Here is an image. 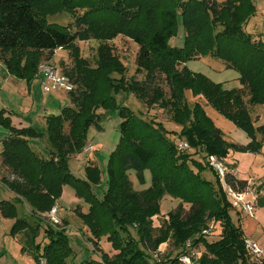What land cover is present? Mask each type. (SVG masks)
Here are the masks:
<instances>
[{
    "label": "trees",
    "instance_id": "1",
    "mask_svg": "<svg viewBox=\"0 0 264 264\" xmlns=\"http://www.w3.org/2000/svg\"><path fill=\"white\" fill-rule=\"evenodd\" d=\"M60 13L69 14L72 21L48 22V16ZM254 14L252 0H0V64L8 75L30 83L40 62L50 60L57 49L68 51L73 62L64 71L73 85L66 93L69 103L44 117L43 132L12 126L0 110V127L7 132L1 140L0 181L39 223L33 228L24 218H16L14 203L6 200L0 201V214L15 218L9 233L24 236L35 264H66L72 254L65 230L47 223H43L47 244L33 243L41 215L57 205L65 185L88 204L87 213L75 211L99 255L98 260L79 264H152L149 253L156 255L158 247L169 241L178 253L156 264H181L180 258L196 248L202 251L194 264H264V259L257 260L246 250L240 221L231 219L232 206L208 161L212 156L222 162L230 150L256 153L264 143V124L255 126L251 118L253 106L264 104V39L244 31ZM179 17L185 37L176 47L168 42L176 34ZM117 36L137 46L135 72L143 73V80L126 78V67L108 44ZM88 40L99 43L94 66L81 57L76 44ZM205 55L235 70L240 86L224 89L186 66ZM120 92L132 93L148 109L166 110L188 147L179 150L181 142H172L159 120L145 119L117 104L115 95ZM204 105L229 119L249 142L228 141ZM100 109L117 110L121 122L118 142L106 163V190L98 198L90 186L100 181L98 167L87 163L86 177L81 179L71 173L68 160L83 151L87 130L99 128ZM30 139H45V156L30 147ZM206 169L214 173L215 183L201 177ZM130 170L140 184L144 170H149L150 186L132 190ZM223 183L236 193L248 187L247 180L229 171ZM164 196L180 203L155 227L152 218L160 214ZM257 204L263 207L264 198ZM210 223L220 229L214 241H208L211 233L202 234ZM101 237L115 254L102 251Z\"/></svg>",
    "mask_w": 264,
    "mask_h": 264
},
{
    "label": "rangeland",
    "instance_id": "2",
    "mask_svg": "<svg viewBox=\"0 0 264 264\" xmlns=\"http://www.w3.org/2000/svg\"><path fill=\"white\" fill-rule=\"evenodd\" d=\"M252 2L255 6V14L247 21L244 31L252 36H259L264 39V0H252ZM47 20L48 22L66 25L72 21V17L67 13H60L48 16ZM184 37L185 31L179 17L176 34L168 43L171 46L181 47L184 43ZM76 44L81 57L86 59L91 66H94L95 52L99 43L94 40H88L77 41ZM108 44L112 47L114 54L118 56L126 67V78H134L138 81L143 80L144 74L135 72L134 60L137 46L123 36H117L115 39L109 41ZM50 60L57 67L60 74H65L64 71L72 67L73 64L68 51L63 49L54 51L53 57ZM186 66L191 71L203 74L213 82L220 83L224 89H232L240 86L237 72L226 67L221 60L209 55L189 60ZM158 83L167 91L163 81H159ZM115 99L117 104L130 108L133 112L145 119L159 120L163 123L164 128L170 131L168 138L176 144L181 142V139L178 137L180 127L170 122L169 114L166 110L158 107L148 109L132 93L120 92L115 95ZM188 99L190 102L193 100L191 96H188ZM190 102L189 104H191ZM68 103V99L64 93H44L40 86V76L38 74H36L30 83H27L24 80L15 79L8 75L5 67L0 64V110L6 112V116L10 118L12 126L19 127L20 124L26 126L31 125L36 131L43 132L45 128L44 115L52 113L54 110L68 105ZM204 110L214 125L224 133L228 141L235 145H246L248 143V136L242 130L238 129L229 119L220 115L210 106L204 105ZM98 112L101 114L99 128L91 126L86 132L85 147L91 146L92 150L86 152L83 148L80 154L70 156L68 166L75 177L82 179L86 177V164H95L99 169L100 181L90 186L93 193L98 198H101L106 190V163L108 155L118 142L121 119L115 109H100ZM251 115L255 126L264 124V104L253 106ZM65 131H67V126H65ZM6 135V131L0 127V151L1 140ZM257 139H259V136H257ZM29 144L35 152L44 156L46 155L47 142L45 139H30ZM197 158L195 157V159ZM197 160L200 161L199 159ZM220 163L225 167L227 172L233 168V165V170L237 176L246 180L249 179L251 182V186H248L249 188L247 187L243 192L245 195L243 203L248 202L254 207L253 211L248 213L239 211L237 206L232 205V199L228 197L227 187L223 184L219 176L223 191L232 206V209L229 211L231 219L234 222L239 220L246 240L256 242L257 246L264 252V206L258 207V198H256V193L262 187H257V185L264 182V143L261 145L260 151L256 153L230 150L224 162L222 161ZM200 175L211 183H215V175L210 169L202 171ZM128 178L132 190L137 192L147 189L151 183L149 170H144V183L142 184L138 182L135 172L132 170L129 171ZM260 195L264 197V187L260 189ZM2 199L14 203L16 218H24L33 228L39 223V220L29 214L25 205L19 199L9 192V190L0 186V201ZM179 203L177 199L164 196L160 202V214L152 218L153 226L159 227L167 219V213L177 207ZM57 206L58 213H55V217L58 220L56 224L51 220V213L41 215L40 221L42 225L36 229L37 231L33 241L34 246L39 244L40 247H43L47 244L48 238L44 232L45 224H43L47 223L54 229L65 230L72 249V254L66 259V264H79L92 259L98 260L99 255L93 250L89 241L91 237L89 230L78 214H76L77 211H81L84 214L87 213L88 204L75 196V192L71 186L65 185L62 188ZM183 207L185 210L188 209V205L186 204H183ZM61 217L64 219H61ZM14 220L15 218L13 217L3 218V216H0V264H35L31 253L32 251L29 250V244L25 242L24 236L22 234L13 236L9 233V228ZM219 233V227L214 225V229L211 232L212 235L209 236L208 241L216 240ZM131 234L134 235V232L131 231ZM99 247L109 256L116 253L106 240V237L100 238ZM246 250L248 249L246 248ZM191 251L196 252L197 254L195 255H199L202 248H196ZM177 253L178 250L169 241L158 247L156 255L155 253H149L151 257L150 261L152 264L163 262L168 258L174 257ZM262 259H264V255L260 260Z\"/></svg>",
    "mask_w": 264,
    "mask_h": 264
},
{
    "label": "built area",
    "instance_id": "3",
    "mask_svg": "<svg viewBox=\"0 0 264 264\" xmlns=\"http://www.w3.org/2000/svg\"><path fill=\"white\" fill-rule=\"evenodd\" d=\"M37 74L40 76V86L42 88V91L46 94L55 92V93H68L73 89V85L69 79V77L65 74H60L57 70V67H55L51 60H44L40 62L38 65V71ZM188 146L185 142H181L178 145L179 150H184ZM92 150L91 146L84 147V151L89 152ZM209 165L217 172V174L221 177V181L223 182V177L226 172L225 167L221 165L220 162H218L214 157L210 156L209 159ZM224 184V183H223ZM228 197H231L232 199V205L237 206L240 211L245 212H251L253 211L252 205H250L248 202L243 203L244 193H236L227 188ZM57 205H54L51 210L48 212L51 213V220L54 224L57 223L58 218L55 217V213H58ZM60 221V219H59ZM214 225L213 223H210L208 225V228L204 229L202 231L203 235H209L213 231ZM246 248L250 251V253L254 256L255 259L260 260L261 257L264 255V252L262 249H260L256 242L251 240L245 241ZM189 254H186L180 258L181 264H194L197 256L196 252L189 251ZM196 256V257H195Z\"/></svg>",
    "mask_w": 264,
    "mask_h": 264
},
{
    "label": "crops",
    "instance_id": "4",
    "mask_svg": "<svg viewBox=\"0 0 264 264\" xmlns=\"http://www.w3.org/2000/svg\"><path fill=\"white\" fill-rule=\"evenodd\" d=\"M2 65V64H1ZM4 67V66H3ZM6 70V69H5ZM8 74V73H7ZM61 108V107H60ZM59 108V109H60ZM59 109L58 110H54L52 113H49V114H57L58 112H59ZM49 114H46V115H44V116H47V115H49ZM29 126H31V125H29ZM20 127H27L26 125H24V124H20L19 125V127H17V128H20ZM7 133V132H6ZM249 142V141H248ZM224 162V161H223ZM231 165V164H230ZM232 169L229 171V172H231V173H233L236 177H238V178H240L239 176H237L236 174H235V172H234V166L232 165ZM240 179H243V178H240ZM246 180V179H245ZM247 183H248V186H251L250 184H251V182L249 181V179L247 180ZM264 185V182L262 183H260L259 185H257V187L258 186H262V187H264L263 186ZM0 186H2V187H4V188H6L7 190H8V188L7 187H5L2 183H1V181H0ZM261 187V188H262ZM249 188V187H248ZM261 188H259V190H258V192L256 193V198H264V197H261V195H260V189ZM10 192V191H9ZM2 200H6V199H2ZM6 201H9V200H6ZM57 202H58V200H57ZM57 202H56V204H57ZM78 205V204H77ZM1 216V215H0ZM2 217V216H1ZM4 218V217H3ZM61 219H64V218H62L61 217ZM9 230H10V228H9Z\"/></svg>",
    "mask_w": 264,
    "mask_h": 264
}]
</instances>
